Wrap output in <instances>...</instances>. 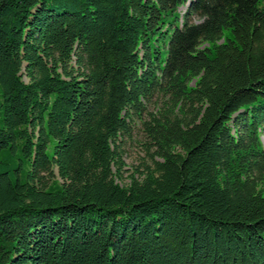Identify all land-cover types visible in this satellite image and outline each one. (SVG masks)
<instances>
[{
	"label": "trees",
	"instance_id": "1",
	"mask_svg": "<svg viewBox=\"0 0 264 264\" xmlns=\"http://www.w3.org/2000/svg\"><path fill=\"white\" fill-rule=\"evenodd\" d=\"M261 136L264 0H0V264H264Z\"/></svg>",
	"mask_w": 264,
	"mask_h": 264
},
{
	"label": "rangeland",
	"instance_id": "2",
	"mask_svg": "<svg viewBox=\"0 0 264 264\" xmlns=\"http://www.w3.org/2000/svg\"><path fill=\"white\" fill-rule=\"evenodd\" d=\"M180 10L183 7L179 8ZM141 110L132 113L129 119L128 132L120 137L119 151L122 161L121 178L127 181L130 174L143 172L151 165L154 144L146 131V126L151 122L152 117H158L165 110L176 113L172 102L165 100L162 95H153L141 102ZM262 144L264 139L261 136Z\"/></svg>",
	"mask_w": 264,
	"mask_h": 264
}]
</instances>
